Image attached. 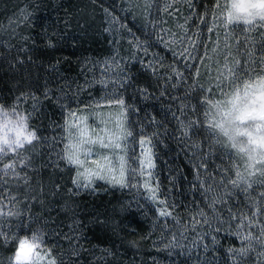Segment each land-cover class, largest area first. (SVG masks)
I'll return each instance as SVG.
<instances>
[{
  "label": "snow or ice",
  "instance_id": "6c2138e0",
  "mask_svg": "<svg viewBox=\"0 0 264 264\" xmlns=\"http://www.w3.org/2000/svg\"><path fill=\"white\" fill-rule=\"evenodd\" d=\"M119 7L139 13L155 41L120 23L115 3L103 8L104 20L81 31L87 39L95 25L112 46L81 58L82 84L50 55L63 31L37 15L62 3L32 0L0 24V264H125L127 249H139L120 233L128 216L146 215L142 201L154 209L148 238L159 230L153 245L177 257L172 264H264V0ZM153 44L172 61L150 53ZM152 101L161 108L149 110ZM181 153L187 171L175 163ZM101 191L113 193L109 207L83 211L84 194ZM90 225L125 253L114 242L87 247Z\"/></svg>",
  "mask_w": 264,
  "mask_h": 264
},
{
  "label": "trees",
  "instance_id": "16d2710c",
  "mask_svg": "<svg viewBox=\"0 0 264 264\" xmlns=\"http://www.w3.org/2000/svg\"><path fill=\"white\" fill-rule=\"evenodd\" d=\"M122 0H47L49 5L63 4L64 9H67V16L64 9L59 8H46L43 11H38L37 15L41 17L40 23L46 25H51L49 31L52 28H59L63 31L64 39L61 41L60 46L54 53V55L60 60L61 74L69 78V83L76 81L77 83H83L84 75L81 73V58L83 56L95 57L101 59L104 55H107L111 48V37L109 33L101 34L99 31L95 30V25H99L104 20L103 8L111 9L113 3L117 5L115 10V15L120 18V23H123L128 28L132 30V33L136 37L144 40L148 38L150 42L155 41V36L151 35V29L145 26V22L140 17L139 13L134 14L122 11L119 7ZM126 2V0H125ZM142 2V0H141ZM197 4L207 3L208 0H195ZM32 0H0V24H7L8 17L13 14L14 11H19L20 8H23L26 4H31ZM5 5H7V11H5ZM157 13L154 11L153 15ZM69 19L71 23L65 27L64 20ZM79 20V24L77 23ZM95 21V25L89 28L90 35L87 39H83V33L81 31V26L88 27L92 24V21ZM87 21V23H86ZM106 26V25H105ZM119 27V23L115 25ZM130 35L125 36L123 43V48L121 49L122 54H126L127 50V40L131 39ZM79 44L77 46V42ZM151 52H157L159 55L164 58L167 62H171L173 57L170 50L165 49L163 44H153V47L150 48ZM147 60L149 57H142ZM136 68H139V65H136ZM2 75V73H0ZM88 78L91 79V74H88ZM73 90H75V84L72 85ZM97 94V89H92L91 92H86L82 94V99H92ZM159 110L161 108V102L152 101V109ZM50 115H54L55 119H59V113L54 112L52 109H49ZM43 127V126H42ZM174 147V146H173ZM175 157L174 152H169L164 159L172 161ZM175 163L180 165L185 171L188 170L189 165L187 164L186 159L183 156V153L179 157L175 158ZM167 176V171L161 173L160 179L163 183H167L165 177ZM191 179V177H189ZM115 197L124 198L125 193L116 192ZM190 197L184 201L188 207H193L190 203ZM114 200V195L111 191H101L95 195L84 194L81 204L83 206V211L92 213L97 209L101 213L109 207V203ZM142 206L146 211V215L137 211L133 215H130L125 220L126 231L121 232L120 235L123 237L125 245L127 241L135 240L137 242V251L136 248H128L123 259L125 264H128L129 261L135 259V264H141V261H146V264H152L153 258H155L159 264H172V261L178 259L177 257L169 256L166 251L157 250V247L153 245V241L159 243L161 233L159 230H156L155 234H152L150 238V227L151 221L153 219V210H148L147 206ZM199 203V199H197ZM181 215L184 217V222H187V212L184 209H181ZM101 219L104 217L101 216ZM91 219V217H89ZM172 227V224H169V228ZM86 240L84 241L87 247L99 246L100 248L109 247L114 242L116 247L122 253H125V247L121 246V240L113 234L106 233L102 231L95 225H90L89 228L85 229ZM91 242L90 244L88 242ZM227 243V242H225ZM162 248V244L160 245Z\"/></svg>",
  "mask_w": 264,
  "mask_h": 264
}]
</instances>
